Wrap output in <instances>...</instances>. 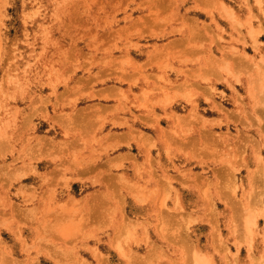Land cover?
<instances>
[{
  "label": "rangeland",
  "instance_id": "1",
  "mask_svg": "<svg viewBox=\"0 0 264 264\" xmlns=\"http://www.w3.org/2000/svg\"><path fill=\"white\" fill-rule=\"evenodd\" d=\"M0 259L264 264V0H0Z\"/></svg>",
  "mask_w": 264,
  "mask_h": 264
},
{
  "label": "bare ground",
  "instance_id": "2",
  "mask_svg": "<svg viewBox=\"0 0 264 264\" xmlns=\"http://www.w3.org/2000/svg\"><path fill=\"white\" fill-rule=\"evenodd\" d=\"M215 60H217V59H215ZM214 62H216V61H214ZM178 122H179V121H178ZM176 124H177V123H176ZM166 132H167V131H166ZM139 133H141V132H139ZM171 134H172V133H171ZM140 135H141V134H140ZM144 136H147V135H144ZM144 136H143V137H144ZM171 136H172V135H171ZM141 138H142V137H141ZM145 138H146V137H145ZM168 139H169V138H168ZM142 140H143V139H142ZM148 154H149V153H148ZM148 158H149V157H148ZM150 163H151V162H150ZM150 163H149V164H150ZM151 165H152V164H151ZM154 172H155V171H154ZM111 177H112V176H111ZM113 177H114V175H113ZM103 179H105V178H103ZM112 179H113V178H112ZM105 180H107V178H106ZM109 180H110V179H109ZM117 180H118V179H117ZM164 183H165V182H164ZM161 184H163V183H161ZM135 188H136V187H135ZM142 188H143V187H142ZM163 188H164V186H163ZM165 189H167V188L165 187ZM155 190H156V189H155ZM161 190H162V189H161ZM167 190H168V189H167ZM168 191H169V190H168ZM137 192H138V191H137ZM150 192H151V191H150ZM163 192H164V191H162V193H163ZM100 193H101V192H100ZM165 193H166V192H165ZM206 193H207V192H206ZM140 194H141V193H140ZM140 194H138V195H140ZM146 195H149V194H146ZM166 195H167V193H166ZM161 196H162V194H161ZM144 197H145V196H144ZM166 197H167V196H166ZM121 198H122V197H121ZM141 198H143V197H141ZM146 198H147V196H146ZM160 198H161V197H160ZM117 199H118V198H117ZM161 199H162V198H161ZM161 199H160V200H161ZM119 200H120V199H119ZM117 201H118V200H117ZM122 201H123V199H122ZM42 203H43V202H42ZM121 203H122V202H121ZM60 204H62V203H60ZM122 204H123V203H122ZM160 204H161V203H160ZM209 204H210V203H209ZM120 205H121V204H120ZM158 205H159V204H158ZM63 206H64V205H63ZM112 206H113V205H112ZM159 206H160V205H159ZM107 207H108V206H107ZM120 207H121V206H120ZM210 207H211V205H210ZM212 207H213V206H212ZM63 208H64V207H63ZM110 208H112V207H110ZM114 208H115V206H114ZM160 208H161V206H160ZM161 209H162V208H161ZM61 210H62V209H57V212H59V211H61ZM112 210H113V209H112ZM55 211H56V209H55ZM62 211H65V212H66V211H68V210L64 209V210H62ZM121 211H122V210H121ZM68 212H70V211H68ZM164 212H165V211H164ZM70 213H71V212H70ZM165 213H166V212H165ZM174 213H175V212H174ZM103 214H104V213H103ZM162 214H164V213H162ZM170 214H171V213H170ZM58 215H59V214H58ZM64 215H65V214H64ZM68 215H69L68 217H70V214H68ZM160 215H161V213H160ZM82 216H83V215H82ZM163 216H164V215H163ZM166 216H167V215H166ZM166 216H165V217H166ZM168 216H170V215H168ZM72 217H73V216H71L70 220L72 219ZM88 217H89V216H88ZM88 217H87V218H88ZM172 217H173V216H172ZM52 218H53V217H52ZM58 218L60 219L59 216H58ZM61 218L64 219L65 216H64V217H61ZM161 218H162V217H161ZM161 218H160V219H161ZM55 219H57V218H54V220H55ZM59 219H58V220H59ZM62 219H60V222L62 221ZM66 219H67V217H66ZM73 219L75 220L74 217H73ZM125 219H126V218H125ZM58 220H57V221L55 220L56 222H53L54 225H55V223L57 224ZM70 220H68V221H70ZM52 221H53V219H52ZM68 221H65V220H64V224H61V223H62V222H61L60 224H58L59 226L56 225L58 228H54L55 226H54V227H51L52 229L54 228L53 231H52V230H51V231L54 232V230L57 229V231L60 232V230L63 229L61 225H66L65 223L68 222ZM72 221H73V220H72ZM122 221H123V219H122ZM122 221H121V222H122ZM161 221H162V220H161ZM121 222H120V223H121ZM162 222H163V221H162ZM165 222H166V221H165ZM76 223H77V224H80V223L77 222V219H76ZM124 223H125V222H124ZM126 223H127V221H126ZM49 224H50V223H49ZM67 224H69V223H67ZM70 224H71V222H70ZM82 224H83V223H82ZM121 224H122V223H121ZM83 225H84V224H83ZM87 225H88V224H87ZM122 225L124 226V224H122ZM122 225H120V227H121ZM125 225H126V224H125ZM160 225H163V224L160 223ZM184 225H185V224H184ZM66 226H67V225H66ZM76 226H77V225H75V227H73V224H72V227H71L70 225H68L66 228L64 227L65 229H63V230H66L67 228H68V230H72V229H70L69 227H71V228L74 229V228H76ZM80 227H81V226H80ZM82 227H83V226H82ZM143 227H144V226H143ZM48 228H50V226H48ZM77 228H78V229H77ZM77 228H76L77 231L80 230V228H79L78 226H77ZM144 228H145V227H144ZM119 229H120V228H119ZM122 229H123V228H122ZM124 229H126V228H124ZM160 229H161V227H160ZM63 230H62V231H63ZM120 230H121V229H120ZM72 231H74V230H72ZM75 231H76V230H75ZM122 231H123V230H122ZM124 231H125V230H124ZM124 231H123V232H124ZM49 232H50V231H49ZM52 232H51V233H52ZM67 232H68V231H67ZM119 232H121V231H119ZM119 232H118V235H119ZM179 232H180V231H179ZM124 234H126V233H124ZM119 237H120V236H119ZM183 238H184V237H183ZM117 239H120V238H117ZM180 239H181V237H180ZM185 240H186V239H185ZM188 240H189V239H188ZM122 241H123V240H122ZM118 242H119V241H118ZM188 242H190V241H188ZM186 245H187V244H186ZM186 245L183 246V247H186ZM190 247H191V246H190ZM189 251H190V250H189ZM190 253H193V251H190ZM5 255H6V254H5ZM2 256H3V255H2ZM191 256H193V255L191 254ZM191 256H190V257H191ZM6 257L9 258L10 256H7V255H6ZM194 257H195V255H194ZM197 257H198V256H197ZM10 258H11V257H10ZM10 258H9V259H10ZM191 258H192V257H191ZM5 259H6V258H5ZM9 259H8V260H9ZM196 259H197V258H196ZM196 259H195V262H197V260L199 259V257H198L197 260H196ZM0 260H1V259H0ZM192 260H193V258H192ZM3 261H4V260H3ZM3 261H2V262H3ZM203 261H204V260H203ZM2 262L0 261L1 264H2ZM199 262H200V261H198V263H199Z\"/></svg>",
  "mask_w": 264,
  "mask_h": 264
}]
</instances>
